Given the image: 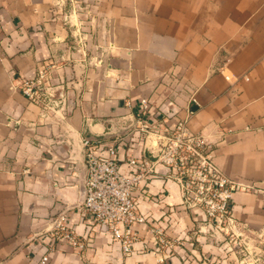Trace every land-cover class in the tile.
<instances>
[{
  "label": "crops",
  "instance_id": "crops-1",
  "mask_svg": "<svg viewBox=\"0 0 264 264\" xmlns=\"http://www.w3.org/2000/svg\"><path fill=\"white\" fill-rule=\"evenodd\" d=\"M38 67L49 68L61 108L22 94ZM167 99L175 107L159 112ZM175 116H188L237 186L236 229L264 243V0H0V264L116 260L118 247L79 207L85 150L144 155L152 123L163 132ZM154 165L136 192L150 224L137 226L123 263L226 264V243L178 210V184ZM59 214L84 248L50 231ZM165 215L175 220L169 253L155 251L152 233Z\"/></svg>",
  "mask_w": 264,
  "mask_h": 264
},
{
  "label": "built area",
  "instance_id": "built-area-1",
  "mask_svg": "<svg viewBox=\"0 0 264 264\" xmlns=\"http://www.w3.org/2000/svg\"><path fill=\"white\" fill-rule=\"evenodd\" d=\"M50 74L49 68L38 67L32 78L23 80L22 94L32 102L46 104L51 100L48 89H45ZM140 103L146 111L147 100L142 98ZM172 107H175L173 100L167 99L163 101V107L158 111L163 112ZM174 119V126L163 132L157 130L159 125L157 121L150 125L153 134L159 137L158 144L161 146L156 148L159 155L155 161H150L139 153L123 158L113 145L101 146L97 151L90 148L85 150V196L79 207L92 214L93 227L100 233L107 234L110 243L119 250V257L116 260H105L95 264H124L122 259L133 253L137 240V226L147 223L146 217L139 212L136 192L140 186L146 184V179L156 173L154 165L156 163L164 167L166 176L178 184L182 196L194 185L195 192L191 200L203 201L208 190L214 188L218 202L204 201V206L208 208L200 211L202 217L209 216L215 220L227 215L226 218L232 217L230 201L237 186L214 162L212 145L203 135L189 128L188 116H175ZM139 128L145 133L148 132L146 123H140ZM88 144L89 142L84 141L85 146ZM168 222H171V219L165 215L161 223L159 221L156 226H152L156 242L155 251H158L159 247H164L167 253L172 246L162 235ZM50 231L57 239L84 248V245L76 240L70 226L65 224L62 214L53 219ZM45 261L46 256H42L41 263Z\"/></svg>",
  "mask_w": 264,
  "mask_h": 264
},
{
  "label": "rangeland",
  "instance_id": "rangeland-1",
  "mask_svg": "<svg viewBox=\"0 0 264 264\" xmlns=\"http://www.w3.org/2000/svg\"><path fill=\"white\" fill-rule=\"evenodd\" d=\"M50 76L46 83L47 88H45L46 90L48 89V91L50 88H52L51 85L48 84L50 83L51 80ZM21 87H22V83L20 85V89ZM42 87H43L42 89L44 90L45 85L43 84ZM51 94L55 95V91H53V89L51 91ZM48 95L51 98V100L48 101L46 104H43L42 107H44L45 111H52L55 109L57 110L58 107L61 108L60 106L61 104L59 106L55 104L54 102L55 100H53L54 96H51L50 93H48ZM194 192H195V187L193 185L191 188L189 187V189L185 191V193L183 194V196L186 197L184 199L180 190L182 200L177 205L179 207L178 210L179 211L185 210L192 212L194 216H197L199 214L200 219L198 221H200L201 226L204 228L203 231H201V234L206 235V237L208 238H212V240H214L215 237H217L219 238L218 240H220L221 244L226 243L224 248L228 250L227 253L229 255L227 263H229L230 261L232 264H264V243L261 240V237H259V235L257 234L248 235L236 229V222L233 216L226 218L228 216L227 215L221 218L219 217L217 218V220H215L213 217H209V216H206V218H204L202 217V214H200L201 210H205L208 208V206H204V201L206 202L211 200V203L218 202V196L217 194H215L214 188L208 190V192L205 194L203 198V201L201 202L197 200H191ZM230 205H231V201H230ZM175 209L176 208H173V211H175ZM146 219H147L146 220L147 223L150 224L149 218L146 217ZM174 221L175 220H173L172 222H168L165 229L168 228L170 225H173L172 223ZM165 229L162 235L164 236L165 239H167ZM137 239H138V232H137ZM176 239L179 241V238ZM168 240L170 242L175 241V239H168ZM167 252L169 253L170 251Z\"/></svg>",
  "mask_w": 264,
  "mask_h": 264
},
{
  "label": "water",
  "instance_id": "water-1",
  "mask_svg": "<svg viewBox=\"0 0 264 264\" xmlns=\"http://www.w3.org/2000/svg\"><path fill=\"white\" fill-rule=\"evenodd\" d=\"M48 93H50L51 96L55 97L54 94L53 95L51 94V90H49ZM158 140H159V137L153 136V135H147L145 138V151H144L143 156L150 161H155L159 155V151L156 149V148L161 147L158 144ZM84 169L86 171L85 162H84ZM84 180H85V176H84V179H83L82 185H81V199L79 201V205L83 202L84 196H85Z\"/></svg>",
  "mask_w": 264,
  "mask_h": 264
}]
</instances>
